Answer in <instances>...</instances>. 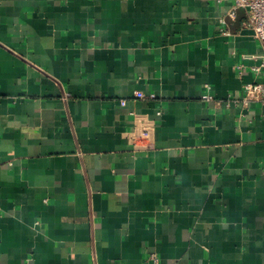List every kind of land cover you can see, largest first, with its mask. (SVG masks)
Listing matches in <instances>:
<instances>
[{
  "label": "crops",
  "instance_id": "crops-1",
  "mask_svg": "<svg viewBox=\"0 0 264 264\" xmlns=\"http://www.w3.org/2000/svg\"><path fill=\"white\" fill-rule=\"evenodd\" d=\"M233 7L0 0V264H264V104L232 100L264 49Z\"/></svg>",
  "mask_w": 264,
  "mask_h": 264
},
{
  "label": "built area",
  "instance_id": "built-area-1",
  "mask_svg": "<svg viewBox=\"0 0 264 264\" xmlns=\"http://www.w3.org/2000/svg\"><path fill=\"white\" fill-rule=\"evenodd\" d=\"M239 8L246 10L247 17L244 21V26L252 32L253 37L261 43L264 49V0H234V7L230 12L231 17H235V11ZM263 65H252L251 70L255 73H260ZM239 73H243V66H236ZM136 96L145 98L143 92L136 93ZM211 99L209 95L205 96ZM235 102L247 107L251 103L259 102L264 104V81L247 82L242 87V94L232 99ZM126 103L125 100L122 101ZM137 145V143H134ZM155 258V257H154ZM157 260V258H155Z\"/></svg>",
  "mask_w": 264,
  "mask_h": 264
}]
</instances>
